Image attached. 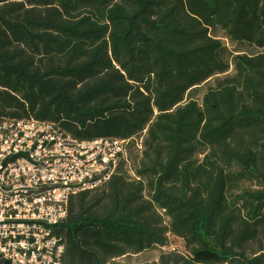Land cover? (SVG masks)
<instances>
[{
	"label": "trees",
	"instance_id": "1",
	"mask_svg": "<svg viewBox=\"0 0 264 264\" xmlns=\"http://www.w3.org/2000/svg\"><path fill=\"white\" fill-rule=\"evenodd\" d=\"M25 119L78 140L145 131L138 180L71 199L64 264H119L168 234L188 254L160 264H264V0H0V121Z\"/></svg>",
	"mask_w": 264,
	"mask_h": 264
},
{
	"label": "built area",
	"instance_id": "2",
	"mask_svg": "<svg viewBox=\"0 0 264 264\" xmlns=\"http://www.w3.org/2000/svg\"><path fill=\"white\" fill-rule=\"evenodd\" d=\"M144 135L78 140L52 123L0 121V264H64L71 199L122 171L138 180Z\"/></svg>",
	"mask_w": 264,
	"mask_h": 264
},
{
	"label": "rangeland",
	"instance_id": "3",
	"mask_svg": "<svg viewBox=\"0 0 264 264\" xmlns=\"http://www.w3.org/2000/svg\"><path fill=\"white\" fill-rule=\"evenodd\" d=\"M215 36L220 38V41L222 44L226 47V49L231 53L235 54L236 52H243L247 54H255L259 53L256 52L254 48H252L249 45L246 44H232L229 43L226 39L223 38L222 32H216ZM231 60V59H230ZM235 75V72L233 70V66H230L229 72L226 74L227 77H233ZM224 76H219L218 78L212 79L207 84L203 85L199 89L193 91L190 96L194 98L198 103L201 102L202 97L207 91L208 87H213L217 80L223 79ZM243 187L245 188H251V189H257L258 186L255 182H245L243 184ZM164 224L166 226H169V219L164 217ZM177 253L180 255H187L188 252L185 249L184 242L171 234L167 235V245L165 249H154L145 253H142L140 255L136 256H129V257H123L120 259H117L116 262L119 264H160V256L163 254H169V253Z\"/></svg>",
	"mask_w": 264,
	"mask_h": 264
}]
</instances>
